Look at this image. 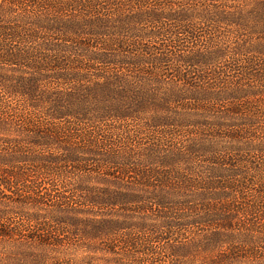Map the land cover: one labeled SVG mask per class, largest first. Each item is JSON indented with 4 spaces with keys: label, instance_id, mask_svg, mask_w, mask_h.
Here are the masks:
<instances>
[{
    "label": "rangeland",
    "instance_id": "374dc122",
    "mask_svg": "<svg viewBox=\"0 0 264 264\" xmlns=\"http://www.w3.org/2000/svg\"><path fill=\"white\" fill-rule=\"evenodd\" d=\"M44 2L22 0L12 10L39 21L42 46L75 55L86 68L41 76L49 113L55 104L91 118L27 108L29 123L20 128L0 119V155L20 148L67 171L41 177L39 195L29 192L33 177H18L24 188L5 175L14 197L28 194L35 207L28 211L45 219L7 216L0 264L40 256L43 264H131L121 249H105L111 239L127 246L132 264H264V0H96L61 11L43 10ZM8 74L1 66L0 78ZM247 101L239 114L235 103ZM247 125L258 131H244ZM30 130L54 141L33 147ZM237 195L255 214L225 221L217 208ZM171 202L186 209L164 208ZM106 223L118 228L108 239L80 234Z\"/></svg>",
    "mask_w": 264,
    "mask_h": 264
},
{
    "label": "trees",
    "instance_id": "16d2710c",
    "mask_svg": "<svg viewBox=\"0 0 264 264\" xmlns=\"http://www.w3.org/2000/svg\"><path fill=\"white\" fill-rule=\"evenodd\" d=\"M13 5H22V0H0V69L1 66H5L6 71H8L9 73L8 75H5L4 79L0 78L1 80H3V83H1L0 80V89L3 93L0 98V119L3 121L4 119L10 120V122L16 120V122H18L16 124H19L18 128H20L22 123H29L28 117H26V109L28 108L30 110L35 111L41 110L49 118L56 119L66 116L70 117V115H73V117H75V119H78L79 121H90L91 117H89L87 113L85 114L84 109H81V114L75 113L74 109H66V107H61V105L54 104L52 107L54 108L53 115L49 113V109L51 108V101L49 100L50 96L47 95V90H45L43 85H41V76H46L49 79L53 76L52 79H60L62 77L60 75V72H65L66 70L71 69H74L75 71L79 69L84 70L86 68H82V61L75 55H70L69 53H65L63 51L61 52L56 49L55 53H53L48 47L42 46L37 40L41 32L39 21L36 22V24L24 22L21 19L33 17H31L28 12H23L20 14V16H16L12 10ZM42 5L43 6H41V8L45 11H50L54 9V7L56 9V5L61 6L58 9L60 11L68 7L75 8V10H79L85 7H95L96 0H62L56 5H54L51 0H45ZM48 7L50 9H48ZM102 18L107 19V16L100 17V15L98 14L96 15L94 13H91L89 19ZM47 25H51L50 19L47 22ZM77 30H79V33L76 35L84 34V32H82L83 26L81 28H78ZM176 32L177 31H175V33ZM14 71L18 72L16 76L12 74V72ZM9 96L15 99V103L8 99ZM240 99L241 98H239V96L232 97V99L227 98L225 100V103L232 100L240 101ZM44 101L48 102V106L45 108L43 107ZM235 105H239V114L242 115V112L246 111L244 108H246L247 105V107H250L251 103L250 101H247V103L244 102L243 104H241L239 102L235 103ZM76 114H78L79 116H77ZM248 115L251 114H247L245 116ZM3 123H5V121ZM247 126L248 128H246L244 131H249L252 133L258 131L255 125ZM32 127L33 125L30 128ZM27 134V138L32 139V141L27 143H32L31 146L33 147L46 145L51 140L54 141L53 137L46 133H34V131L30 130ZM57 161L58 160L54 158H49L45 156H30L28 155V153H25V151L20 148L12 152L11 155H0V169H2L0 172V176L4 177V179L1 180L0 185L3 187L8 186L5 188H7V190L9 191L6 194H0V239L9 236L7 233L9 231L8 229H6V226L4 224L7 216L18 214L20 216L26 217V219L28 220L35 222H37L39 218L40 221L41 218L45 219L44 217L38 215V212L36 211H28V209L35 208L30 206L33 203L31 204L29 202L30 196L28 194L23 196L26 201H20L19 199H17L18 195L16 198L14 197V195L18 191L10 190L12 186L9 187L11 183H9L10 181L8 179V181H5V175H8V177L11 175L15 180L14 184L19 183L18 185H22L24 188H27L25 181L21 179L18 180V177H33L34 179L32 181L28 179L30 182L28 189L30 193L39 195V190H41V188L40 184L38 183V180L40 181L41 177H46L47 175L51 177L57 176L58 178L62 176L67 177V171L63 172L60 167L53 168L54 166H58ZM63 162L66 163L67 160L62 159L61 164ZM18 163L20 165V169L17 170ZM26 163L29 164L26 165ZM54 169H59V171H55ZM60 179L63 180L62 178ZM42 194L40 195V197H43ZM54 197L56 198V200L64 199V197L59 194H54ZM238 197V195L236 196V198H231L228 196V199H230L231 202L227 199V197H224L225 200L222 201V203L219 205L220 207L217 208V210L219 211V216L224 218L225 221L228 220L231 222V220L234 219L235 216H238L240 214H244V216L246 214H255L254 212L257 209L256 206L254 204L248 203L245 207H240V201L238 200ZM126 201L129 202L128 199H126ZM36 202L40 201L36 200ZM170 204L171 205L168 204L164 208L172 209L173 206H182L176 212L186 209V204L184 203L178 204L176 202H171ZM23 210H27L28 212H23ZM81 230L82 231L80 232V234H84V236L90 232H93L100 239H108V237L113 234L116 230H118V228L114 227L110 223H106L103 225H96L91 228L86 227V229L84 228ZM77 234H79V232ZM119 246L120 245H115V241L111 239L109 241L108 247H105V249L112 253L116 252L115 248L121 249L122 255H124L125 257H130L131 264L132 262H135V260H137L134 255L130 253V251H126V245H123L121 247ZM149 250L150 249L147 246L146 251L148 252ZM134 252L137 253L135 250ZM142 252V256L143 254H145V256L147 255V252H145L144 250H142ZM43 261L44 260L42 259V256H40L34 257L28 262L30 264H43ZM54 262L52 264L65 263L63 260H59V258H57Z\"/></svg>",
    "mask_w": 264,
    "mask_h": 264
}]
</instances>
